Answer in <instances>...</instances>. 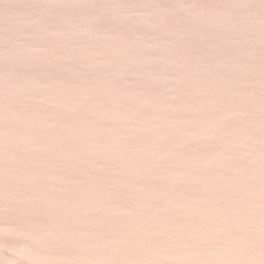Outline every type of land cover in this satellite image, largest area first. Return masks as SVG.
Here are the masks:
<instances>
[{
	"label": "rangeland",
	"instance_id": "obj_1",
	"mask_svg": "<svg viewBox=\"0 0 264 264\" xmlns=\"http://www.w3.org/2000/svg\"><path fill=\"white\" fill-rule=\"evenodd\" d=\"M0 264H264V0H0Z\"/></svg>",
	"mask_w": 264,
	"mask_h": 264
},
{
	"label": "bare ground",
	"instance_id": "obj_2",
	"mask_svg": "<svg viewBox=\"0 0 264 264\" xmlns=\"http://www.w3.org/2000/svg\"><path fill=\"white\" fill-rule=\"evenodd\" d=\"M258 208V207H257ZM259 209V208H258ZM258 213H260V212H258ZM259 215V214H258ZM254 218H255V215H254ZM256 222H258V221H256Z\"/></svg>",
	"mask_w": 264,
	"mask_h": 264
}]
</instances>
